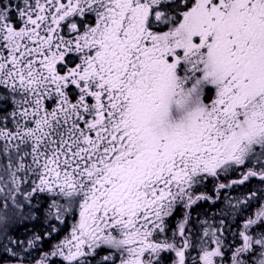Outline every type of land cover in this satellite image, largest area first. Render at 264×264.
Returning a JSON list of instances; mask_svg holds the SVG:
<instances>
[{"label": "snow or ice", "instance_id": "snow-or-ice-1", "mask_svg": "<svg viewBox=\"0 0 264 264\" xmlns=\"http://www.w3.org/2000/svg\"><path fill=\"white\" fill-rule=\"evenodd\" d=\"M0 264H264V0H0Z\"/></svg>", "mask_w": 264, "mask_h": 264}, {"label": "bare ground", "instance_id": "bare-ground-1", "mask_svg": "<svg viewBox=\"0 0 264 264\" xmlns=\"http://www.w3.org/2000/svg\"><path fill=\"white\" fill-rule=\"evenodd\" d=\"M23 232H24V230L23 229H20V234H21V238L23 237Z\"/></svg>", "mask_w": 264, "mask_h": 264}, {"label": "rangeland", "instance_id": "rangeland-1", "mask_svg": "<svg viewBox=\"0 0 264 264\" xmlns=\"http://www.w3.org/2000/svg\"><path fill=\"white\" fill-rule=\"evenodd\" d=\"M235 195V193H233Z\"/></svg>", "mask_w": 264, "mask_h": 264}]
</instances>
